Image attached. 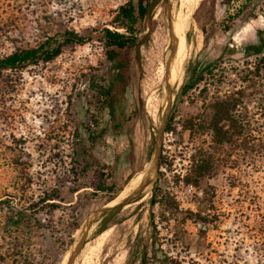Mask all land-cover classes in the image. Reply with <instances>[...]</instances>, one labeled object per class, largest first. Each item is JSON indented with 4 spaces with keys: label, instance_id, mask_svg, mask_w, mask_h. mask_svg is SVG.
I'll return each instance as SVG.
<instances>
[{
    "label": "rangeland",
    "instance_id": "rangeland-1",
    "mask_svg": "<svg viewBox=\"0 0 264 264\" xmlns=\"http://www.w3.org/2000/svg\"><path fill=\"white\" fill-rule=\"evenodd\" d=\"M125 1L0 0V56L63 30L93 36L0 79V264H66L87 216L118 197L149 159L141 169L129 161L146 148L152 152L172 63L167 70L166 6L174 24L182 0H159L151 29H144L135 89L149 122L138 121L130 138L108 130L100 89L106 60L97 33L114 28ZM200 1L184 8L186 54L170 79L171 130L162 133L155 178L139 197L89 224L70 264H159V256L163 264H264V64L242 51L264 43V0H216L206 46L193 18ZM126 95L130 104L133 93ZM216 98H241L230 111L237 131L220 144L207 127ZM199 155L201 176L194 171ZM112 179H126L123 189L113 196L97 189Z\"/></svg>",
    "mask_w": 264,
    "mask_h": 264
},
{
    "label": "trees",
    "instance_id": "trees-1",
    "mask_svg": "<svg viewBox=\"0 0 264 264\" xmlns=\"http://www.w3.org/2000/svg\"><path fill=\"white\" fill-rule=\"evenodd\" d=\"M158 1L126 0L117 8L111 22L114 28L103 27L97 32L104 48L106 60V68L104 70L106 74L104 78L105 84L100 86L101 96L104 107L107 109L109 119L108 130L114 137L124 135L130 138L134 126L138 121L149 122L145 114L141 91L135 89L138 83L136 57L140 44L148 36L147 32L143 33L144 29H151V12ZM215 2L216 0H201L193 12V18L205 33L203 39L204 46L207 45L209 38L214 35V27H211L207 31L206 25L213 23L215 20ZM226 2L230 3L231 0H226ZM206 4L207 8L203 11ZM92 37L91 32L83 34L74 30H63L62 32L46 36L34 46L16 48L10 53L0 56V79L10 72H19L31 64L50 61L58 56L65 46L72 44L81 45ZM225 48L228 53L234 51L233 48ZM242 51L245 56L254 55L258 61L264 64V43L262 41L247 43L244 45ZM211 68L205 69V72L209 75L212 73ZM256 71L258 70L256 69ZM255 76L259 79L260 74H253V77ZM184 88L185 84L182 85V91ZM127 92L133 93L130 104L128 103ZM240 92L241 89H238L236 93ZM240 99L219 100L216 98L209 104L212 112L209 116L207 127L212 131V141L214 143L229 142L232 135L236 133L235 131H237L238 126L233 123L234 120L230 115V111L236 104L240 103ZM171 119L169 117L165 123V132L171 130ZM222 121H228L227 128H224ZM184 128L190 129L191 126L190 124H185ZM150 153L151 147L146 148L143 156L135 158L132 155L129 161L137 162L139 169H141L143 162L149 157ZM161 161L162 157L160 163ZM202 161V156L199 155L194 168L195 173L199 176L205 173ZM117 180L112 179L110 182L100 180L97 184V189L108 192L109 195L113 196V194L122 190L126 183V179L123 181ZM111 215L104 217L100 229L106 226ZM161 257L159 256L158 259L159 264L164 263Z\"/></svg>",
    "mask_w": 264,
    "mask_h": 264
},
{
    "label": "water",
    "instance_id": "water-1",
    "mask_svg": "<svg viewBox=\"0 0 264 264\" xmlns=\"http://www.w3.org/2000/svg\"><path fill=\"white\" fill-rule=\"evenodd\" d=\"M168 4L166 6L167 16L170 24V37H171V52L169 55V58L166 63L167 70L169 69V64L172 61L174 54H175V45H176V36L173 31V22L169 16L168 13ZM164 87H165V98L164 101L167 102L166 108L164 109V113L161 116L158 128H157V134L155 137V141L153 144L152 152L149 156L148 161L145 163L142 171H141V178L140 182L137 184V186L129 191L126 195H124L121 198L115 197L110 200H108L105 204H103L101 207L97 208L96 210L92 211L87 218L84 221L83 227H82V235L80 240L72 247L70 256L68 257V260L66 264H70L74 254L77 252L78 248L80 247L83 237L85 235V232L91 222H93L96 218L101 217L105 213L115 209L119 206H125L126 204L130 203L132 200L139 197L144 189L146 188L147 184L154 180L157 168H158V161H159V154L161 150V137L162 133L164 131L165 123H166V117L168 113V107H169V97H170V78L169 75L166 73L165 80H164Z\"/></svg>",
    "mask_w": 264,
    "mask_h": 264
},
{
    "label": "bare ground",
    "instance_id": "bare-ground-1",
    "mask_svg": "<svg viewBox=\"0 0 264 264\" xmlns=\"http://www.w3.org/2000/svg\"><path fill=\"white\" fill-rule=\"evenodd\" d=\"M190 5H191V0H182L181 5L179 7V10L176 13V15L174 16L175 21H174V24H173V31H174L175 36H176V45H175V54H174V57H173V60H172V63H171V67L168 70L171 82H174V80L177 78L179 70H180V68L182 66V63H183V60H184V57H185V54H186V41H185L184 28H185V25H186L188 19H187V14H185V11H184L185 9L184 8L186 7V10H188ZM181 36H182L183 39H181ZM140 177H141V174H137L136 176H134L128 182V184L126 185L125 189L121 192V194L118 196V198L123 197L132 188L136 187L138 182H139V180H140ZM150 184H151V181L147 184L146 187H148ZM141 199L142 198H140V200ZM105 235H106V233H105ZM97 244H99V243H97ZM67 258H68V253L65 254L63 260L65 261Z\"/></svg>",
    "mask_w": 264,
    "mask_h": 264
},
{
    "label": "built area",
    "instance_id": "built-area-1",
    "mask_svg": "<svg viewBox=\"0 0 264 264\" xmlns=\"http://www.w3.org/2000/svg\"><path fill=\"white\" fill-rule=\"evenodd\" d=\"M190 190H191V188H190V187H188V188H187V192H189Z\"/></svg>",
    "mask_w": 264,
    "mask_h": 264
},
{
    "label": "flooded vegetation",
    "instance_id": "flooded-vegetation-1",
    "mask_svg": "<svg viewBox=\"0 0 264 264\" xmlns=\"http://www.w3.org/2000/svg\"><path fill=\"white\" fill-rule=\"evenodd\" d=\"M108 215V214H107ZM102 217V216H101ZM104 217V216H103Z\"/></svg>",
    "mask_w": 264,
    "mask_h": 264
}]
</instances>
